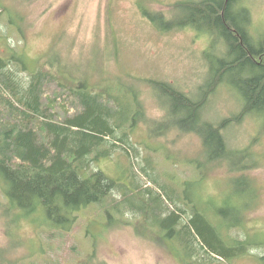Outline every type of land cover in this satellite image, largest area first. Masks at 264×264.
Returning <instances> with one entry per match:
<instances>
[{
    "label": "rangeland",
    "instance_id": "1",
    "mask_svg": "<svg viewBox=\"0 0 264 264\" xmlns=\"http://www.w3.org/2000/svg\"><path fill=\"white\" fill-rule=\"evenodd\" d=\"M201 1L0 0V35L5 36L0 54L8 56L13 48L25 53L31 64L53 67L54 74L62 72L89 88L109 89L118 98L122 89L124 101L132 104L126 116L133 123L124 124L118 136L129 135L139 156L118 150L94 169L133 191L134 157L142 168L152 166L153 177L169 188L164 199L174 190L181 194L190 182L188 204L191 207L203 190L205 209L225 211L218 222L231 227L222 230L230 243L247 237L251 244L264 245V119L241 116L238 90L205 88L210 63L214 65L224 52L218 35L209 37L199 28L162 31L144 15L147 11L177 20L184 15L176 8L179 3ZM244 4L252 13L254 35L264 36V0ZM10 17L19 29L6 23ZM15 71L29 80V70ZM152 82L168 83L193 99L206 95L203 118L215 125L231 120L223 131L230 149L248 151L256 168L232 172L228 161L208 166L201 138L170 126L185 117L171 114L169 97ZM144 195L137 194L134 200ZM122 199L116 191L102 204L79 211L75 223L64 230L50 223L42 207L34 212L16 206L0 185V264H206L187 261L172 239L148 230L149 217L128 207L123 216L116 213L113 207ZM263 257L260 248L249 257L213 264H264Z\"/></svg>",
    "mask_w": 264,
    "mask_h": 264
},
{
    "label": "trees",
    "instance_id": "2",
    "mask_svg": "<svg viewBox=\"0 0 264 264\" xmlns=\"http://www.w3.org/2000/svg\"><path fill=\"white\" fill-rule=\"evenodd\" d=\"M176 8L184 14L177 20L147 11L144 15L162 31L199 28L209 37L218 35L224 52L214 65L210 63L211 76L205 88L211 92L220 86L238 90L241 116L264 119V36L254 35L252 13L244 0L184 2ZM6 23L13 30L19 29L11 17ZM4 37L0 35V41ZM16 68L29 70L27 82L17 76ZM52 68L31 64L25 53L13 48L8 56L0 54V185L9 201L27 211L42 207L53 226L68 230L79 211L102 204L118 191L123 199L114 211L123 216V208L128 207L136 215L149 217L151 227L147 229L172 239L187 261L232 262L249 257L253 249H264V245L251 244L247 237L230 243L222 230L231 227L218 222L225 211L205 209L203 190L190 207L186 195L190 182L181 194L174 190L164 199L169 188L153 177L152 166L142 168L134 163V157L130 159L133 191L94 169V164L111 158L118 150L129 156L133 151L138 158L129 135L118 136L124 124L133 123L126 116L132 104L124 101L122 89L118 98L109 89L89 88L86 82L72 80L62 72L54 74ZM152 85L169 97L171 114L185 117L175 119L170 126L201 138L208 166L228 161L232 172L256 168L248 151L230 149L223 131L231 120L215 125L203 118L206 95L193 99L168 83ZM193 189L197 192L196 186ZM136 193L145 195L134 200Z\"/></svg>",
    "mask_w": 264,
    "mask_h": 264
}]
</instances>
